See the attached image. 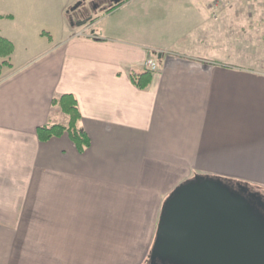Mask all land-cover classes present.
<instances>
[{
  "label": "crops",
  "instance_id": "crops-1",
  "mask_svg": "<svg viewBox=\"0 0 264 264\" xmlns=\"http://www.w3.org/2000/svg\"><path fill=\"white\" fill-rule=\"evenodd\" d=\"M80 1L0 0V36L15 47L0 70V264H147L163 204L184 182L264 190V60L237 64L241 45L209 11L217 0L111 11L83 0L101 7L77 28ZM150 56L160 69L140 89L133 77ZM65 95L83 152L68 134H37L69 125L54 104Z\"/></svg>",
  "mask_w": 264,
  "mask_h": 264
},
{
  "label": "water",
  "instance_id": "water-1",
  "mask_svg": "<svg viewBox=\"0 0 264 264\" xmlns=\"http://www.w3.org/2000/svg\"><path fill=\"white\" fill-rule=\"evenodd\" d=\"M122 1L112 0L111 6ZM92 20L72 21L71 26ZM250 196L257 205L217 177L184 182L163 204L147 264H264V200L258 193Z\"/></svg>",
  "mask_w": 264,
  "mask_h": 264
},
{
  "label": "rangeland",
  "instance_id": "rangeland-1",
  "mask_svg": "<svg viewBox=\"0 0 264 264\" xmlns=\"http://www.w3.org/2000/svg\"><path fill=\"white\" fill-rule=\"evenodd\" d=\"M101 1L106 2V0ZM84 9L82 7L80 10ZM209 11L219 20L221 31L233 35L236 43L241 45L240 50L237 51L239 58L237 64L244 63L242 58L245 54L247 56V53L253 62L257 59L264 60V0H217ZM72 18L76 20L78 16ZM0 30L3 29L0 27ZM248 47H251L250 53L247 51ZM21 48L24 47L18 46V53L22 51ZM257 191L264 194L263 189L257 188Z\"/></svg>",
  "mask_w": 264,
  "mask_h": 264
},
{
  "label": "trees",
  "instance_id": "trees-1",
  "mask_svg": "<svg viewBox=\"0 0 264 264\" xmlns=\"http://www.w3.org/2000/svg\"><path fill=\"white\" fill-rule=\"evenodd\" d=\"M122 3L123 2H121L120 4ZM117 6H110L109 11L115 9ZM3 18H10V17L0 15V19ZM14 50L15 47L13 43L8 39L0 36V60H2V62L0 63V68L11 66L10 60H11V56L14 53ZM152 76L153 73L147 71L145 74L139 77H133V83L135 84V86H137L140 89H146L151 83ZM54 104L55 105L58 104L61 107L62 111L69 116L70 118L69 125L68 126L51 125V126L40 127L37 131L39 139L42 142H47L53 138H59L62 137L64 134H68L73 140V142L77 145L79 151L83 152L84 149L87 146H89L90 142L86 137V134L77 129V123L81 119V114L78 109L77 101L72 95H65L55 100ZM219 179H221L225 185H228L230 187H233L235 183H237L236 181L225 178H219ZM245 185L257 191V187H253L248 184Z\"/></svg>",
  "mask_w": 264,
  "mask_h": 264
},
{
  "label": "flooded vegetation",
  "instance_id": "flooded-vegetation-1",
  "mask_svg": "<svg viewBox=\"0 0 264 264\" xmlns=\"http://www.w3.org/2000/svg\"><path fill=\"white\" fill-rule=\"evenodd\" d=\"M112 0H106L104 2V7L110 8ZM101 7V5L97 3H91L88 5V7L81 13V16L83 19H88L89 17L93 16L95 14V11L98 10ZM103 7V6H102ZM232 188H234L236 191H240L242 195L246 196L253 204L257 205V201L255 198L251 197L250 194L252 193H258L264 200V194H262L260 191H256L254 189L249 188L248 186L242 185V184H235Z\"/></svg>",
  "mask_w": 264,
  "mask_h": 264
},
{
  "label": "built area",
  "instance_id": "built-area-1",
  "mask_svg": "<svg viewBox=\"0 0 264 264\" xmlns=\"http://www.w3.org/2000/svg\"><path fill=\"white\" fill-rule=\"evenodd\" d=\"M233 1H236V0H233ZM145 64H146L147 70L152 73H156L160 69L158 61L153 56L148 57Z\"/></svg>",
  "mask_w": 264,
  "mask_h": 264
}]
</instances>
